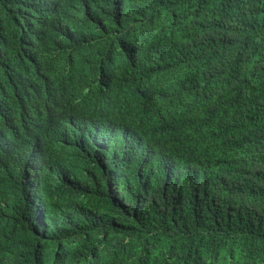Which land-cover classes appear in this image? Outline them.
<instances>
[{
    "label": "trees",
    "instance_id": "obj_1",
    "mask_svg": "<svg viewBox=\"0 0 264 264\" xmlns=\"http://www.w3.org/2000/svg\"><path fill=\"white\" fill-rule=\"evenodd\" d=\"M0 264H264V0H0Z\"/></svg>",
    "mask_w": 264,
    "mask_h": 264
}]
</instances>
